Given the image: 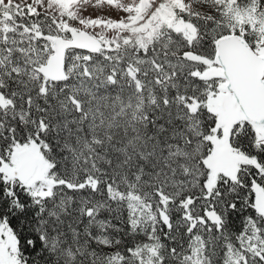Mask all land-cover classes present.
I'll return each instance as SVG.
<instances>
[{"label":"snow or ice","instance_id":"snow-or-ice-1","mask_svg":"<svg viewBox=\"0 0 264 264\" xmlns=\"http://www.w3.org/2000/svg\"><path fill=\"white\" fill-rule=\"evenodd\" d=\"M0 264H264V0H0Z\"/></svg>","mask_w":264,"mask_h":264}]
</instances>
